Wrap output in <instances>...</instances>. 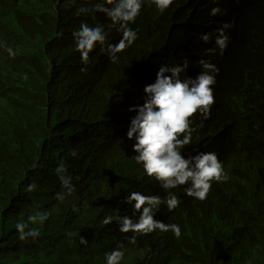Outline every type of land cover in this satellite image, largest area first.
Returning a JSON list of instances; mask_svg holds the SVG:
<instances>
[{"label": "trees", "instance_id": "1", "mask_svg": "<svg viewBox=\"0 0 264 264\" xmlns=\"http://www.w3.org/2000/svg\"><path fill=\"white\" fill-rule=\"evenodd\" d=\"M100 2L0 0V264H106L118 244L121 264H264V0H174L163 13L145 2L130 24L135 43L115 63L97 45L84 65L72 35L82 22L103 25L109 43L122 38L103 12L81 11ZM224 23L221 55L215 40ZM185 60L182 80L205 71L201 60L219 69L210 118H191L192 142L181 150L185 158L217 154L229 176L204 201L187 196L189 184L165 190L149 178L127 138L137 115L129 108L144 104L145 86L160 67ZM61 162L75 187L63 202ZM133 191L174 193L179 207L162 204L154 219L179 225L181 237L156 230L132 243L116 219L104 225L107 216L138 221L123 202ZM44 211L47 221L29 223L41 235L20 240L15 225Z\"/></svg>", "mask_w": 264, "mask_h": 264}, {"label": "clouds", "instance_id": "2", "mask_svg": "<svg viewBox=\"0 0 264 264\" xmlns=\"http://www.w3.org/2000/svg\"><path fill=\"white\" fill-rule=\"evenodd\" d=\"M75 3V0H69ZM145 2L155 5L160 13L165 12L174 0H101L94 8H82L81 11L87 13L103 12L111 21L108 25L109 31L116 28L122 33V38L118 43L108 42V32L103 25L90 27L86 22L80 24L78 31H73L76 50L80 53L81 63L88 65L90 53L97 45H100L101 52L107 51L111 62L118 60V53L126 51L138 39L136 30L130 27L135 23L140 15ZM221 13V9L213 8L211 15ZM231 27L229 23H224L217 29L215 43L220 50V54L226 50L228 36L225 29ZM58 35H62L59 33ZM201 40L209 42L210 35L203 34ZM6 51L11 58H15L17 53L6 47ZM215 53V49L208 50ZM205 71L195 78H180L181 73L188 67L187 60L183 65L173 67L162 66L156 74V81L145 86L144 92L147 98L142 106L129 108V111H136L137 115L131 119L130 127L127 131L129 140L135 139L133 151L137 153L133 158L137 164L142 165L145 174L157 181L165 190L175 189L178 186L189 184L186 194L200 201L207 199L212 183L227 182L229 176L224 170L222 162L217 154L201 152L195 156L185 158L181 150L191 144L192 117L200 114L204 119L210 118L211 108L215 103L213 85L216 83L215 75L219 69L212 63L201 60L199 62ZM86 72L87 68H81ZM171 73V75H165ZM189 150V148H188ZM76 152L71 153L76 156ZM56 174L61 182L64 192H58L56 199L63 202L66 196H71L75 192L70 176L65 175L66 167L63 162L56 168ZM37 188L35 183L27 186V191L32 192ZM124 203L133 205V215L140 213L138 221L134 222L130 217L107 216L103 220L104 225H108L116 219L119 223L121 233H133L131 242L135 243L137 236H146L156 230L167 233L171 231L179 239L181 229L177 224H165L154 219L155 213L162 204H166L168 211H173L179 207L180 199L172 192H168L167 197L161 198L159 195H145L139 191H133L126 196ZM75 210V209H74ZM50 213L40 212L30 215L28 222H18L15 227L19 233L20 240L29 237L35 239L41 235L37 228H29V223L35 225L37 222L43 224L48 220ZM25 229H28L25 231ZM81 244H87L84 237H80ZM123 245L118 244L117 249L106 254V264H121L125 252Z\"/></svg>", "mask_w": 264, "mask_h": 264}]
</instances>
